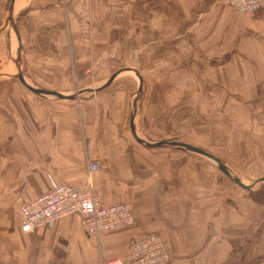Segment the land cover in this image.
Segmentation results:
<instances>
[{"label": "crops", "instance_id": "obj_1", "mask_svg": "<svg viewBox=\"0 0 264 264\" xmlns=\"http://www.w3.org/2000/svg\"><path fill=\"white\" fill-rule=\"evenodd\" d=\"M116 1L123 0H14L26 80L76 96L37 94L0 78V264H106L146 235L161 237L167 264H264L263 204L218 181L213 168L185 164L182 151L140 145L129 129L135 77L120 72L102 90H89L110 74L106 60L120 58V51H93L105 42L99 27L108 21L119 30L110 45H150V59L160 45L164 62L189 59L199 85L231 84L240 96L232 106L241 107V128L250 137L245 148L264 157V6L238 13L222 0H141L143 7ZM5 2L0 72L11 73L16 36L11 30L9 38L4 26ZM187 13L191 30L182 26ZM175 39L176 47H162ZM164 62L151 68L154 77L168 73ZM90 75L99 84L90 86ZM148 109L149 138L167 137L162 111ZM86 157L100 165L91 174L93 192L105 204L129 202L133 224L95 238L71 213L22 231L20 205L56 183H84Z\"/></svg>", "mask_w": 264, "mask_h": 264}, {"label": "rangeland", "instance_id": "obj_2", "mask_svg": "<svg viewBox=\"0 0 264 264\" xmlns=\"http://www.w3.org/2000/svg\"><path fill=\"white\" fill-rule=\"evenodd\" d=\"M133 1L132 3L134 4ZM116 3L129 4L130 0L116 1ZM142 3L144 1L136 0L138 7H143ZM129 15L130 12L127 13L128 17ZM186 16L187 18L182 26L191 30L192 13H187ZM111 24V22L107 21L103 26L99 27L100 32L106 29L108 36L103 45H99L97 48L94 46L93 51L111 52L114 55H117L118 51L121 52L119 59L111 57L106 60L110 64L109 68H111L109 75L122 67H133L140 74L142 88L138 97H136L134 93L137 89L139 78L133 70H123L120 73L127 75V78H136L137 85L130 95V105L135 100V121L138 125L135 128L139 136L144 138H149L150 136V122L149 120L144 122L143 119L146 111H150L148 109L150 104L153 111H162L163 118H165L167 132L163 134L167 137L163 139L182 140L196 146L201 144L203 148L217 156L231 174L239 177L244 183H252L258 177L264 176V157L256 154L250 155L249 149L245 148L250 137L241 128V107L232 106L231 100L233 97L240 99V96L239 93L231 92L234 89L230 86L231 84H227L225 80H222L218 86H209L208 83L199 85L198 82H194L196 80L191 74L193 67H190L189 59L174 57L168 58L169 60L166 59L164 62L159 56L164 51L160 45L153 46V52L156 54H153L151 59L147 55V52L149 54L150 51L148 50L150 45L144 43H142L143 45L141 43L110 45V42L116 38V32L119 31L111 27ZM176 35L178 34L171 33V36ZM179 35H183V33L181 32ZM187 35L189 34L184 36L191 41L192 38ZM170 45L176 47L177 39L172 40L170 44H163L162 47L166 49ZM10 55L12 58L11 49ZM171 55L172 52L169 51L167 56L171 57ZM161 62L165 64L168 62V73L154 77L155 72L151 68ZM209 62L206 60L207 64ZM212 63H216L219 68V59L213 60ZM209 65L213 66V64ZM184 70H188L189 74ZM97 78L100 77L97 76ZM106 78L107 76L103 77L104 80ZM152 78L153 81L151 80ZM162 79L163 82L161 81ZM8 80H14L15 83L22 85L17 78ZM206 81H210L208 77ZM97 84H99L98 79L96 80L95 77L90 75V86H96ZM204 85L207 88L206 92L202 90ZM209 88L213 90L209 91ZM159 131L160 129L157 130L156 128L152 130L156 135ZM163 147L182 151L185 155V164L198 163L207 165L211 169L213 168L216 171L218 181H224L228 187L246 192L250 198L264 205V181L254 184L250 190L244 189L226 176L217 167L216 163L209 158L171 145H164Z\"/></svg>", "mask_w": 264, "mask_h": 264}, {"label": "built area", "instance_id": "obj_3", "mask_svg": "<svg viewBox=\"0 0 264 264\" xmlns=\"http://www.w3.org/2000/svg\"><path fill=\"white\" fill-rule=\"evenodd\" d=\"M238 13H246L264 6V0H222ZM84 183L59 182L35 195L19 207L20 228L31 231L34 227L51 223L75 213L89 236L128 227L133 224V207L129 202L105 204L93 192L91 174L100 169L97 160L86 157ZM169 255L158 235H146L130 241L123 258H109L106 264H167Z\"/></svg>", "mask_w": 264, "mask_h": 264}, {"label": "water", "instance_id": "obj_4", "mask_svg": "<svg viewBox=\"0 0 264 264\" xmlns=\"http://www.w3.org/2000/svg\"><path fill=\"white\" fill-rule=\"evenodd\" d=\"M13 6H14V0H6L5 8H4V26H5V29L7 30L9 38H10L11 30H13L16 36V41L11 45L14 71L11 73L0 72V78H4V79L5 78L6 79L17 78L18 81H20V83L23 84L28 90L34 93H37V94L54 95L57 97H67V98L75 97L76 94L74 93L64 94L58 91L46 90L41 87L34 86L33 84L29 83L26 80L23 74V71H22V63H21V56H20L21 43H20L18 28H17L16 21H15V13L13 10ZM123 70H133L134 73L139 78V83L134 93L136 94V97H138L139 92L141 91V88H142V78L140 77V74L136 71V69L132 67L119 68L118 70L114 71L111 75H109L101 85H99L98 87L94 89L89 88V90L95 91V92L102 90L103 88H105L107 85L111 83L113 78L118 73H120ZM134 105H135V100L131 102V110H130V116H129V129H130L132 136L138 143L144 146H147V147H159V146H164V145H171V146H175L182 150H189L191 152L201 154L202 156H205L209 158L210 160L214 161L217 167L226 176H228L233 182L238 184L240 187L247 189V190H250L254 184L264 181V176H261V177H258L256 180H254V182L252 183H244L243 181L240 180L239 177L231 174L229 169L220 161V159L217 156L213 155L212 153L208 152L207 150L199 146L190 144L188 142L177 140V139H150V138H144V137L139 136L136 131L135 124H134V118H135V106Z\"/></svg>", "mask_w": 264, "mask_h": 264}]
</instances>
